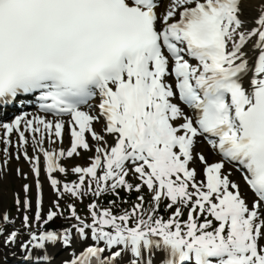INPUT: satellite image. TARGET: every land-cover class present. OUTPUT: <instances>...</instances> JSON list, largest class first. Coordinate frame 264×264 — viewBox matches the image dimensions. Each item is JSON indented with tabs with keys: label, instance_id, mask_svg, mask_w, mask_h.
<instances>
[{
	"label": "snow or ice",
	"instance_id": "snow-or-ice-1",
	"mask_svg": "<svg viewBox=\"0 0 264 264\" xmlns=\"http://www.w3.org/2000/svg\"><path fill=\"white\" fill-rule=\"evenodd\" d=\"M8 197L0 264H264V0H0Z\"/></svg>",
	"mask_w": 264,
	"mask_h": 264
},
{
	"label": "rangeland",
	"instance_id": "rangeland-1",
	"mask_svg": "<svg viewBox=\"0 0 264 264\" xmlns=\"http://www.w3.org/2000/svg\"><path fill=\"white\" fill-rule=\"evenodd\" d=\"M89 156H90L89 154H87V153L84 152V153L82 154V156L80 157V159H81L83 162H87ZM78 158H79V157L73 158V159H71L70 161H68L67 163H70V164H78V162H79V159H78ZM27 168H28V167H27ZM60 178H61V179H64L63 176H61ZM75 178H76V177H75V176H72V175H69V176L67 177L68 180H74ZM25 182H26V181L21 180L20 186H21L23 183H25ZM9 187H10V189H12V190L17 189V186H16L15 182H11L10 185H9ZM50 193H51V191H50V189H49V187H48V185H47V182H46V183H45V198H46V200H51V199L54 198L53 196H52V197L50 196ZM3 207H7V208L10 210V214H11L12 216H15V215H16V210H15V207L13 206V202H12V200H11L10 197L6 198V199L3 201ZM61 223H65L63 218H59V219L56 220V226H58V225L61 224ZM17 224L19 225V221H17ZM2 245H3V238H1V240H0V246H2Z\"/></svg>",
	"mask_w": 264,
	"mask_h": 264
},
{
	"label": "bare ground",
	"instance_id": "bare-ground-1",
	"mask_svg": "<svg viewBox=\"0 0 264 264\" xmlns=\"http://www.w3.org/2000/svg\"><path fill=\"white\" fill-rule=\"evenodd\" d=\"M69 146V141H68V138L67 137H65V147H68ZM80 164H86L85 162H82V163H80ZM16 166V162L15 161H13V167H15ZM20 166L25 170V171H28V165L26 164V163H23V162H21V164H20ZM198 168H199V166L198 165H196ZM201 167V166H200ZM42 180H44V177L42 176ZM13 182H15V184H16V186H17V189L20 187V183H21V180H16V179H13ZM45 182V181H44ZM51 191V190H50ZM50 196L52 197L53 196V194H52V192L50 193ZM0 206H2L3 207V203H2V205H0Z\"/></svg>",
	"mask_w": 264,
	"mask_h": 264
}]
</instances>
